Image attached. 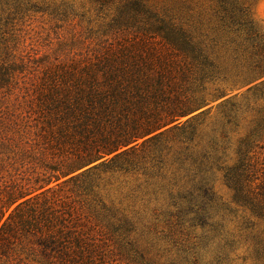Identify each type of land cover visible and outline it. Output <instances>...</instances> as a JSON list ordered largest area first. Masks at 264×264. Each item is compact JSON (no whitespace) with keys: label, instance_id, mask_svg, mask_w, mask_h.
I'll list each match as a JSON object with an SVG mask.
<instances>
[{"label":"rangeland","instance_id":"374dc122","mask_svg":"<svg viewBox=\"0 0 264 264\" xmlns=\"http://www.w3.org/2000/svg\"><path fill=\"white\" fill-rule=\"evenodd\" d=\"M140 1L147 12H122L130 0H0V192L32 197L28 217L14 215L0 240V264H264V219L234 200L224 177L247 142L257 167L264 162V76L252 68L264 0H240L250 33L221 25L211 0ZM157 18L190 32L207 64L175 53ZM145 45L154 66L168 61L169 105L186 114L89 161L75 143L91 123L49 104ZM132 108L127 116L138 117Z\"/></svg>","mask_w":264,"mask_h":264},{"label":"trees","instance_id":"16d2710c","mask_svg":"<svg viewBox=\"0 0 264 264\" xmlns=\"http://www.w3.org/2000/svg\"><path fill=\"white\" fill-rule=\"evenodd\" d=\"M211 1L216 4L215 15L221 25L235 30L242 27L248 33L251 30L254 32L248 8L243 2L240 0ZM128 3L122 6V12L133 11L136 14L148 11L140 0H130ZM157 20L155 29L164 34V38L171 44L175 53L182 54L184 59H196L197 62L193 60L190 62L194 66L201 61L207 64V55L200 42L195 41V37L190 32L187 33L172 21L165 22L164 19L158 18ZM261 46L262 56L256 59L252 66L257 78L264 76V45ZM142 48H144V55L138 50L133 58L126 55L119 64L118 59H115L111 60V63L100 66L99 69L102 72L96 73L93 81L81 88L79 93L72 98L67 97L63 105L55 100L49 104L51 109L62 106L64 118L69 119L71 123H91L82 128L83 140L75 143L89 161L102 153L109 154L128 146L137 138L150 135L170 124L177 116L186 114L185 109H176L179 101L174 107L169 105L168 96L176 91L174 83L176 75L173 74L170 65H167L168 61L158 56L156 67L149 59V55L156 56L154 48L146 45ZM209 63L212 65L211 61ZM213 68L212 65V69L207 71L202 67L203 76H208V72L213 71ZM188 70L181 69L180 77L183 80L187 78ZM118 98L121 101V108H118ZM132 98L135 99L134 102ZM162 101L165 106H162ZM149 102L154 104V108L145 110L144 106ZM134 104L137 106L139 116L128 117ZM118 123L131 124L118 127ZM251 147L249 142L243 146L240 145L238 159L234 165L225 168L224 177L234 192V200L252 215L264 219V162L262 166L257 167L259 162L255 155L250 154ZM30 193L31 191L28 192L22 188H9L0 192V240L9 241L6 233L8 231L11 233L12 229L15 230V222L12 221L14 215L19 219L28 217L25 216L27 211L24 207L28 205L32 197L23 198ZM20 199L23 200L19 201ZM14 203H16L15 207L6 215ZM1 248L3 253V247Z\"/></svg>","mask_w":264,"mask_h":264},{"label":"snow or ice","instance_id":"6c2138e0","mask_svg":"<svg viewBox=\"0 0 264 264\" xmlns=\"http://www.w3.org/2000/svg\"><path fill=\"white\" fill-rule=\"evenodd\" d=\"M55 2H57V3H58V2H59V0H55Z\"/></svg>","mask_w":264,"mask_h":264}]
</instances>
